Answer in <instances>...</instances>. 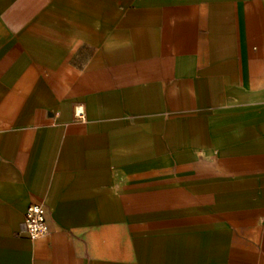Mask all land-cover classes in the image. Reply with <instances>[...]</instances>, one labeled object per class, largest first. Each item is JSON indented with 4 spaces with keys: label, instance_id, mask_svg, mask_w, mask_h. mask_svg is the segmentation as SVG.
Wrapping results in <instances>:
<instances>
[{
    "label": "crops",
    "instance_id": "crops-1",
    "mask_svg": "<svg viewBox=\"0 0 264 264\" xmlns=\"http://www.w3.org/2000/svg\"><path fill=\"white\" fill-rule=\"evenodd\" d=\"M0 264H264V0H0Z\"/></svg>",
    "mask_w": 264,
    "mask_h": 264
},
{
    "label": "built area",
    "instance_id": "built-area-1",
    "mask_svg": "<svg viewBox=\"0 0 264 264\" xmlns=\"http://www.w3.org/2000/svg\"><path fill=\"white\" fill-rule=\"evenodd\" d=\"M75 111L79 119L84 118L81 106H76ZM23 223L26 235L30 240H36L49 234L47 213L40 203H32L27 207Z\"/></svg>",
    "mask_w": 264,
    "mask_h": 264
}]
</instances>
